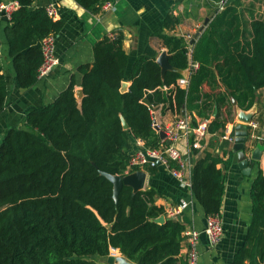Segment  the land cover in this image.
Segmentation results:
<instances>
[{
    "label": "trees",
    "instance_id": "16d2710c",
    "mask_svg": "<svg viewBox=\"0 0 264 264\" xmlns=\"http://www.w3.org/2000/svg\"><path fill=\"white\" fill-rule=\"evenodd\" d=\"M9 1L19 4L5 28L9 57L19 86L30 89L39 81L44 60L41 41L57 37L64 24L49 17L45 7L34 8L35 0ZM75 1L98 13L105 0ZM178 22L169 17L166 27ZM159 38L171 54L174 70L163 73L157 61L147 56L131 63L122 35L106 36L93 47V63L78 69L84 94L81 106L72 77L52 103L27 112L23 127L7 129L0 144V264H95L85 258L106 259L112 249L118 250L115 257L134 264H183L184 226L156 205V191L134 192L124 186L116 204L114 186L101 173L124 177L140 171L130 169L135 141L160 148L162 139L153 127L151 107L186 110L207 120L217 110L209 124L211 134L227 124L232 99L241 110L252 108L257 91L264 88V16L252 20L248 29L242 26L236 5L218 12L193 45V59L200 69L188 89L177 85L180 71L189 66L188 45L183 38L161 34ZM125 82L130 86L122 92ZM206 86L212 90L223 86L225 92L207 101ZM164 87L173 88L164 92ZM7 95L0 65V114ZM221 107H227V112ZM223 145L227 160L206 151L193 167L191 192L206 216L220 215L224 170L233 164L230 144ZM144 169L156 174L159 167ZM250 195L252 222L232 264L264 260L262 171ZM163 215L165 223H156Z\"/></svg>",
    "mask_w": 264,
    "mask_h": 264
},
{
    "label": "crops",
    "instance_id": "0c3cea01",
    "mask_svg": "<svg viewBox=\"0 0 264 264\" xmlns=\"http://www.w3.org/2000/svg\"><path fill=\"white\" fill-rule=\"evenodd\" d=\"M222 3H226L225 7L236 5L242 26L248 29L252 20L261 16L264 10V0H116L113 10L93 13L85 10L75 0H35L34 8L55 5L56 20L62 21L64 26L56 37V53L60 59V65L48 77L39 78L38 83L30 89H22L19 86L9 57V46L5 35L9 20L0 15L2 42L0 65L8 84L5 108L0 114V144L7 129L23 127V119L27 112L32 108L52 103L61 92L68 88L72 77L76 81V98L78 100L83 98L82 76L78 69L82 65L93 63V47L106 36L122 35L123 48L131 63L140 56H147L158 61L163 54L171 57L168 48L159 38L160 34L183 38L189 49L193 50L194 43L207 30L217 13L222 11L220 9ZM169 17L178 20V24L166 27V20ZM207 19L209 22L205 26ZM198 33L200 35L195 40ZM194 75L189 78V86ZM125 84L124 91H127L130 83L125 82ZM171 88L164 87L163 91L167 92ZM224 92L223 86L218 90H212L208 86L204 88L207 101H215L216 96ZM232 103L233 109L225 127L218 133H209L201 140L200 149H192V138L181 139L176 143V147L185 158V177L188 181L192 182L194 164L206 151L216 153L224 160L228 159L229 155L224 156L226 148L223 144L226 141H223L222 137L227 131L236 137V127L242 124L238 120L241 109L236 100L232 99ZM156 111L163 130L171 127L182 115L191 116L193 125L194 123L197 125L203 121H209L210 124L217 114L215 110L216 114L214 113L211 120H207L198 117L195 113L191 114L186 110L179 113L164 105H159ZM221 111L226 113L227 107H221ZM243 111L247 115L252 113V121L258 125L254 130L248 127L246 155L250 165H253L252 173L250 176L244 175L234 161L228 169L224 170L225 193L220 210L224 238L220 245L213 249L209 247L207 237L201 234L198 245L199 264H232L236 253L245 243L252 222L251 186L259 171L264 174V88L257 91L256 102L252 108ZM233 146L234 144H230L229 150L234 158L236 153L233 151ZM144 147L145 144L142 141H135L130 153L133 154ZM254 155L257 156L256 159H253ZM219 168L223 169V164L219 165ZM142 171L146 172L143 190L154 189L157 193L156 205L163 207L165 211L169 208H179L181 213L177 221L184 226V231L195 229L202 232L205 229L207 216L202 206L194 199L192 192L182 188L163 166H159L156 174H150L145 169ZM189 246L187 239L183 238L180 253L183 264L187 262ZM257 264H264V260L258 259Z\"/></svg>",
    "mask_w": 264,
    "mask_h": 264
},
{
    "label": "built area",
    "instance_id": "2783aa9c",
    "mask_svg": "<svg viewBox=\"0 0 264 264\" xmlns=\"http://www.w3.org/2000/svg\"><path fill=\"white\" fill-rule=\"evenodd\" d=\"M116 0H105L101 11L113 10ZM19 8V4L16 1H8L0 4V15H3L8 20L11 19L12 14ZM225 8V3H222L220 9ZM46 11L52 19L56 20L57 11L55 5H49L46 7ZM43 53V64L39 69V78L48 77L53 71L60 65V59L56 53V36L50 35L43 39L40 43ZM189 66L186 70V75L182 76L177 85L183 89H187L189 86V78L197 73L200 68V64L193 60L192 48L188 51ZM167 89V88H165ZM157 107H151L150 111L153 119L154 129L160 133L164 131L166 133V139L162 140L160 148H142L131 155L130 169L140 168H155L163 166L168 172L179 182L180 186L191 192L192 182L188 181L185 177V158L182 152L176 147V143L181 139H193L191 145L193 150L201 148V140L209 135V121H203L193 125L192 117L189 115H182L172 124L171 127L163 130L159 121V115L156 111ZM247 127L256 129L258 125L251 121ZM223 141L229 144H234L236 137L232 135L230 131H227L222 137ZM167 141L170 144H167ZM181 210L179 208H169L165 211L166 216L171 219L177 220ZM204 234L207 237L210 248L215 249L220 245L224 238L223 221L220 215H209L206 217V227L202 232L195 229L183 231V238L189 242V251L186 264H199V251L198 245L200 242V236ZM115 251L112 249L111 254Z\"/></svg>",
    "mask_w": 264,
    "mask_h": 264
},
{
    "label": "water",
    "instance_id": "95a60500",
    "mask_svg": "<svg viewBox=\"0 0 264 264\" xmlns=\"http://www.w3.org/2000/svg\"><path fill=\"white\" fill-rule=\"evenodd\" d=\"M208 22H209V19L206 20L205 26L208 24ZM205 26L202 27L201 32L204 30ZM199 35H200V33L197 34V36L195 37V40L199 37ZM169 58H170L169 56H167L166 54H163L157 61V63L161 66L163 73H165L166 71H169V70H174L173 67L169 63ZM180 73H181V75H185V71H180ZM125 89H126V84L123 83L122 89H121L122 92H125L124 91ZM81 93L84 96L83 90ZM82 99L78 100V98H77L79 106H81ZM215 114H216V112H215ZM252 117H253L252 113L247 115L243 110L240 111V115L238 117V120L242 124H240L236 127V140H235V143L233 146V151L236 153L234 155L233 161L235 164H237L240 167L243 174L246 176L251 175L252 168H253V165H250V161L246 155V143H247V140L249 138V131H248L247 125L251 123ZM122 122H123L124 128L127 129L128 125L126 124V122L123 118H122ZM159 134H160V138L162 140L166 139L167 136H166V133L164 131H160ZM167 144L169 145L170 142L167 141ZM256 158H257V156L254 155L253 159H256ZM101 175L106 177L113 184V186H114L113 194H114V200H115L116 204H118L119 194H120V192L124 186L132 187L134 192L143 191V188L145 185V179H146V172H144L142 170L136 171V172L129 174V175H126L124 177L117 176V175L114 176V175H110L108 173H101ZM165 220H166V218L163 215V216H160L159 218H157L155 220V222L158 224H164ZM122 258L124 259V261L127 264H134V263L129 262L125 257L122 256ZM107 262H108V264H117L118 260L116 259L114 254H111L107 258ZM136 264H141V261H139Z\"/></svg>",
    "mask_w": 264,
    "mask_h": 264
},
{
    "label": "rangeland",
    "instance_id": "374dc122",
    "mask_svg": "<svg viewBox=\"0 0 264 264\" xmlns=\"http://www.w3.org/2000/svg\"><path fill=\"white\" fill-rule=\"evenodd\" d=\"M225 5H226V3H225ZM261 15L264 16V10H262ZM253 130H254V129H253ZM111 253H113V252L111 251ZM85 259H86V260H89V261H92V262H94L95 264H104V263H105V260H106L105 258L98 257V256H90V257H86Z\"/></svg>",
    "mask_w": 264,
    "mask_h": 264
},
{
    "label": "bare ground",
    "instance_id": "6f19581e",
    "mask_svg": "<svg viewBox=\"0 0 264 264\" xmlns=\"http://www.w3.org/2000/svg\"><path fill=\"white\" fill-rule=\"evenodd\" d=\"M118 260L117 264H127L122 257L116 258Z\"/></svg>",
    "mask_w": 264,
    "mask_h": 264
}]
</instances>
